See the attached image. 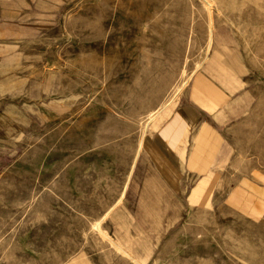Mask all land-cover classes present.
<instances>
[{
  "label": "rangeland",
  "instance_id": "374dc122",
  "mask_svg": "<svg viewBox=\"0 0 264 264\" xmlns=\"http://www.w3.org/2000/svg\"><path fill=\"white\" fill-rule=\"evenodd\" d=\"M8 1L21 17L0 34V264H264V147L226 186L136 167L211 56L253 86L264 132V0Z\"/></svg>",
  "mask_w": 264,
  "mask_h": 264
},
{
  "label": "crops",
  "instance_id": "0c3cea01",
  "mask_svg": "<svg viewBox=\"0 0 264 264\" xmlns=\"http://www.w3.org/2000/svg\"><path fill=\"white\" fill-rule=\"evenodd\" d=\"M63 1L67 2H22L26 3L27 12H33L38 4ZM20 17V5L0 0V34H4V26H10L9 34L14 36ZM254 94L244 74L211 56L165 117L146 134L136 164L139 177L159 178L183 188L186 174L207 181L221 172L222 185H228L230 178L226 172H243L246 168L243 156L260 154L259 149L264 147V138L262 141L260 136L264 132L255 131L257 116L247 109L254 106L251 102ZM240 179L241 183H233L235 187L254 185L248 181L244 184L245 179Z\"/></svg>",
  "mask_w": 264,
  "mask_h": 264
}]
</instances>
